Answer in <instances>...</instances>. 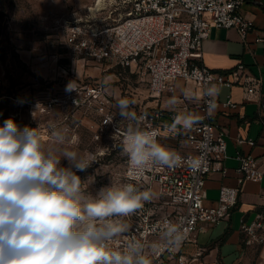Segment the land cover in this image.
Listing matches in <instances>:
<instances>
[{"label":"built area","instance_id":"obj_1","mask_svg":"<svg viewBox=\"0 0 264 264\" xmlns=\"http://www.w3.org/2000/svg\"><path fill=\"white\" fill-rule=\"evenodd\" d=\"M264 7V0H259ZM246 0H89L83 7H74L69 17L66 44L85 58L96 61H110L120 67H135L148 81V90L155 100L163 96H176L178 82L184 89H190L193 98L198 99V107L203 119L191 132L176 136L180 154L202 156L205 163L201 170L193 174L182 165L174 170L154 168L146 172L143 188L155 193L150 202L134 215L127 218L130 225L128 236L143 237L149 242L155 238L156 226L165 218L188 222V239L178 250L163 252L154 260L159 261L168 254L174 258L187 243L197 241L199 230L217 227L230 217V211L238 203L239 193L247 181L260 182L264 177V160L250 153L238 151V186L222 185L219 198L207 203L205 186L208 176L222 170L227 157L225 130L212 122L207 114V104L201 92L208 81L230 89L239 87L247 101L260 98L263 85L262 76L254 75L249 68L239 62L227 72L213 70L202 63V44L212 28L236 29L246 42L254 29V21L246 17L243 5ZM101 87L89 89V95L102 94ZM200 91V94L198 93ZM108 94V93H106ZM217 106L236 107L232 94L228 100ZM186 109V107H184ZM145 116L144 127L159 130V141L164 138L163 129L172 122L174 111L162 106L152 107L140 113ZM169 121V122H168ZM113 116L106 114L104 125H110ZM118 130V129H117ZM123 131V127L120 129ZM238 143L254 144L253 140L239 138ZM128 159V158H127ZM126 160L123 179L127 181ZM255 219L243 222L241 231L247 235L248 244L253 237L264 241V192ZM252 237V238H250ZM184 263L182 257L178 258Z\"/></svg>","mask_w":264,"mask_h":264},{"label":"clouds","instance_id":"obj_2","mask_svg":"<svg viewBox=\"0 0 264 264\" xmlns=\"http://www.w3.org/2000/svg\"><path fill=\"white\" fill-rule=\"evenodd\" d=\"M66 90H76L74 81ZM220 92L221 87L211 81L203 87L208 116L214 113ZM183 96L192 99V91L184 89ZM134 104L127 98L116 103L124 126L116 135L128 158V182H112L95 196L88 191L92 178L82 181L76 173L97 159L68 146L66 127L52 124L46 137L38 128L21 130L13 119L4 121L0 127V264H154L161 253L182 247L190 233L183 218L163 219L151 242L126 235L127 218L155 195L142 186L146 172L186 164L195 174L205 163L202 156L185 159L162 144L159 130L142 125L145 116L133 109ZM167 105L175 112L166 125L171 134L191 132L202 122L198 113L179 110L175 95Z\"/></svg>","mask_w":264,"mask_h":264},{"label":"rangeland","instance_id":"obj_3","mask_svg":"<svg viewBox=\"0 0 264 264\" xmlns=\"http://www.w3.org/2000/svg\"><path fill=\"white\" fill-rule=\"evenodd\" d=\"M88 2L0 0V127L11 118L21 130L38 128L46 137L50 125L66 127L68 146L97 159L76 173L82 181L92 178L88 191L95 196L112 182H126L127 157L116 135L124 127L117 100L135 101L132 107L140 114L154 107L155 98L137 68L85 58L66 44V15ZM73 81L76 90L67 91ZM92 87H101L102 94L89 95ZM106 114L113 116L107 126L103 124ZM62 164L67 166V161ZM242 234L244 244L237 264H264V241L250 237L253 242L248 244L249 237Z\"/></svg>","mask_w":264,"mask_h":264},{"label":"crops","instance_id":"obj_4","mask_svg":"<svg viewBox=\"0 0 264 264\" xmlns=\"http://www.w3.org/2000/svg\"><path fill=\"white\" fill-rule=\"evenodd\" d=\"M243 12L255 24L246 42L234 28L214 27L202 44V63L205 66L219 72H227L239 62H243L252 74L263 78L260 98L253 101L245 100L243 90L239 87L230 89L221 86L218 100L221 103L227 101L231 93L237 106L224 107L219 104L211 117L212 122L225 130L227 157L223 163L226 173L216 170L207 178V203H214L219 198L222 185L238 186V151L250 153L262 163L264 160V7L259 0H246ZM177 87L178 109L200 114L198 99L184 98L183 82H178ZM198 93L200 94V91ZM171 97L163 96L155 100L153 106H162L171 111L167 105V100ZM162 132L164 138L161 143L179 150L175 137L183 136L184 132L171 134L167 127ZM239 138L251 139L254 144L238 143ZM262 192L264 177L260 182L247 181L239 193L237 205L230 211L228 220L217 227L199 230L195 243L184 245L174 258H170L168 254L163 255L159 261L154 260V264H180L179 257L183 258V264H237L244 244L241 224L255 219Z\"/></svg>","mask_w":264,"mask_h":264}]
</instances>
